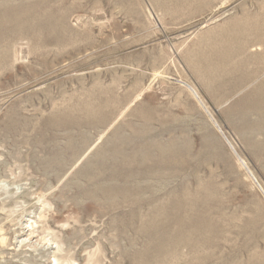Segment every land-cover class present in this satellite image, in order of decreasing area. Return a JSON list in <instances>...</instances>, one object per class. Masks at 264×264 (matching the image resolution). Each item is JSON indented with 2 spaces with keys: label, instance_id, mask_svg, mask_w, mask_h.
Segmentation results:
<instances>
[{
  "label": "rangeland",
  "instance_id": "374dc122",
  "mask_svg": "<svg viewBox=\"0 0 264 264\" xmlns=\"http://www.w3.org/2000/svg\"><path fill=\"white\" fill-rule=\"evenodd\" d=\"M28 3L55 29L0 61V264H264V0Z\"/></svg>",
  "mask_w": 264,
  "mask_h": 264
},
{
  "label": "bare ground",
  "instance_id": "6f19581e",
  "mask_svg": "<svg viewBox=\"0 0 264 264\" xmlns=\"http://www.w3.org/2000/svg\"><path fill=\"white\" fill-rule=\"evenodd\" d=\"M6 4H9V2H7L5 0L0 1V61H4L5 59H8V55H9L8 48L10 47L9 46L11 43L10 41L12 39H15L17 36L19 37V36H22L25 34H30L32 32L36 33V31H38L39 29H46V30H51V29L54 30L55 29L54 23H53V21H54L53 15H50V13H45V14L40 13L39 14L37 11L34 10V6H33V9L28 8L31 5L28 3V0H22V2L19 4V6L13 7V8H6L5 7ZM130 4H131V2H130ZM35 8H37V7H35ZM25 9H27V10H25ZM261 92H262L261 93L262 104H264V90L262 89ZM196 96L199 97L198 95H196ZM199 99H200V97H199ZM205 108H206V106H205ZM263 118H264V116H263ZM140 152H142V151H140ZM239 158L245 164V167L249 170L250 175L252 177H254V175L250 172V169L247 167L244 160L240 156H239ZM184 203H186V204L182 208L183 212H185L187 208H190L191 212H193L192 209L194 208L196 201H188V202H184ZM208 219L205 220L207 224L204 226L203 232L205 231L207 233H212L213 231L209 226L211 222ZM168 247H169V250L178 249V248H176L177 247V241L169 242ZM159 250L160 249H158V251ZM160 251H162V249Z\"/></svg>",
  "mask_w": 264,
  "mask_h": 264
},
{
  "label": "water",
  "instance_id": "95a60500",
  "mask_svg": "<svg viewBox=\"0 0 264 264\" xmlns=\"http://www.w3.org/2000/svg\"><path fill=\"white\" fill-rule=\"evenodd\" d=\"M253 181L255 182V184H256V181H255V179L253 178ZM257 185V187L259 188V190L262 192V189L260 188V186L258 185V184H256ZM263 193V192H262Z\"/></svg>",
  "mask_w": 264,
  "mask_h": 264
}]
</instances>
